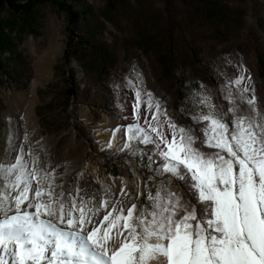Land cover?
Masks as SVG:
<instances>
[{
  "label": "snow or ice",
  "instance_id": "6c2138e0",
  "mask_svg": "<svg viewBox=\"0 0 264 264\" xmlns=\"http://www.w3.org/2000/svg\"><path fill=\"white\" fill-rule=\"evenodd\" d=\"M243 71L221 85L226 110L196 93L199 136L136 90L137 122L114 132H126L124 148L146 155L164 185L139 209L111 185L106 198L83 185L65 196L54 170L25 162L22 148L0 162V264H264V108ZM142 102L153 112L147 127ZM173 178L191 200L171 190Z\"/></svg>",
  "mask_w": 264,
  "mask_h": 264
},
{
  "label": "rangeland",
  "instance_id": "374dc122",
  "mask_svg": "<svg viewBox=\"0 0 264 264\" xmlns=\"http://www.w3.org/2000/svg\"><path fill=\"white\" fill-rule=\"evenodd\" d=\"M224 1L244 12L243 26L237 36L218 44L219 51L213 58L212 67L206 69L197 63L190 69L198 86L180 101L176 98L175 86L164 80L155 60L150 55L134 52L127 57L120 53L119 59L108 67L103 82L109 91L103 98L100 93H93V87L90 95L67 98L63 92L68 68L75 69L80 89L85 87L88 90L91 82L86 81L84 70L75 58L65 62L69 36L66 12L45 2L39 6L34 19L27 22L7 6L0 7L3 43H11L22 51L31 66L30 78L24 86L17 85L0 69V162H12L22 148L25 162L36 160L37 168L47 165L49 172L54 170V183L62 185L65 196L70 188L79 189L82 185L93 192V185L106 178L113 183L111 188L118 196L124 198L119 194L122 183L127 182L139 209L144 204V186L136 152L133 151L128 158L119 155L113 159H107L103 154L108 148L124 149L126 132L122 138V133L114 130L137 122L134 114L136 90L141 92L142 101L146 99L145 93L151 92L154 101H160L173 122L191 128L198 136L197 130L185 121V117L191 118L201 112L196 93L210 95L217 111L221 106L226 110L228 102L222 98L221 85L234 74H239L242 67L245 77L250 74L257 102L264 108V0ZM88 2L106 23L104 35L107 42H113L115 33L122 36L123 32L105 16L107 0ZM1 52L0 47V55ZM2 53L8 55L9 50ZM20 112L26 114L21 116ZM152 115L153 112L146 111L142 102L139 123L147 127L145 117L151 122ZM108 130L118 136L116 143L111 142ZM135 146L136 142H133ZM170 186L182 197L175 178L171 179ZM154 187L163 191L162 179H154Z\"/></svg>",
  "mask_w": 264,
  "mask_h": 264
},
{
  "label": "trees",
  "instance_id": "16d2710c",
  "mask_svg": "<svg viewBox=\"0 0 264 264\" xmlns=\"http://www.w3.org/2000/svg\"><path fill=\"white\" fill-rule=\"evenodd\" d=\"M45 2L66 12L69 36L65 62L75 58L84 70L86 81L91 82L88 90L85 87L80 89L75 69L68 68L63 92L67 98L90 95L93 88V93H100L103 98L109 91L103 82L108 67L119 59L120 53L127 57L134 52L150 55L158 64L164 80L175 86L177 100H183L198 86L190 69L197 63L206 69L212 67L213 58L219 51L218 44L237 36L244 23V12L224 0H107L105 16L123 32L122 36L115 33L113 42L108 43L104 35L106 23L88 0H0V7L7 6L29 22ZM6 43L0 34L1 51L9 50L8 55L1 52L0 69L17 85L24 86L31 75L30 62L22 51ZM185 121L198 129L189 116ZM197 134L200 135L198 130ZM146 151L151 152L152 148L147 146ZM132 153L125 148H108L103 154L107 159H113L119 155L128 158ZM135 157L143 176L145 204L146 193L155 188L154 179L163 178L148 170L146 155L141 159L136 152ZM156 166L153 164V169ZM175 181L182 198L191 200L181 182Z\"/></svg>",
  "mask_w": 264,
  "mask_h": 264
},
{
  "label": "bare ground",
  "instance_id": "6f19581e",
  "mask_svg": "<svg viewBox=\"0 0 264 264\" xmlns=\"http://www.w3.org/2000/svg\"><path fill=\"white\" fill-rule=\"evenodd\" d=\"M248 75H249V73L247 74V76ZM251 82H252V80H251ZM252 86H253V84H252ZM20 113H21V116H24L26 114L24 112H20ZM108 133L111 134V142L112 143H114V142L116 143L119 140V138L116 135V133H113L110 130H108ZM85 177H87V175ZM111 184L113 185V183L109 182L108 179L104 178L99 183H97L96 185H93V192H102L104 194V197L106 198L107 197V194H108L109 185H111ZM112 190L115 191L114 188ZM122 190L128 196H131V194H130V186H129V184L127 182L126 183L125 182L122 183V185H121V191ZM117 198L124 199L125 197L124 198H120L118 196Z\"/></svg>",
  "mask_w": 264,
  "mask_h": 264
}]
</instances>
